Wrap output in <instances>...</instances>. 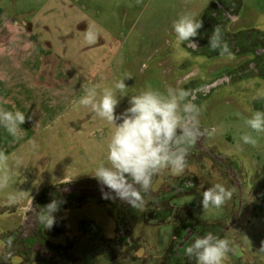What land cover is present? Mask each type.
Returning <instances> with one entry per match:
<instances>
[{
    "label": "rangeland",
    "instance_id": "obj_1",
    "mask_svg": "<svg viewBox=\"0 0 264 264\" xmlns=\"http://www.w3.org/2000/svg\"><path fill=\"white\" fill-rule=\"evenodd\" d=\"M228 1L0 0V108L19 109L26 116L19 140L0 127V151L9 157L11 177L8 186L0 188V264H7L3 256L9 251L6 241L19 229L29 204L39 193L59 184L96 180L90 173L106 161L114 125L78 103L85 88L94 84L101 89L114 88L116 81L131 76L125 80L127 95L149 86L189 90L190 86L209 84V92L202 94L197 89L193 94L201 107L200 127L222 146L230 147L250 188L264 192V133L257 136L256 146L240 139L249 131L246 118L252 111L261 110L256 104L264 101L257 98L258 93L264 95V79L246 71L247 63L242 59L245 55L252 58V52L238 53L229 46V53L224 55L219 49L211 50L208 37L212 31H206L204 25L215 5ZM238 1L239 18L230 24L228 35L251 34L253 40L257 34L264 36V0ZM185 12L203 22L195 38L202 44L197 50L180 43L172 29L173 20ZM89 28L96 33L92 43L85 39ZM225 78L228 80L221 85ZM116 95L119 114L128 107L129 97H120L118 91ZM200 176L204 189L224 183L219 177ZM201 198L202 194L180 202L195 203V213L206 221L217 219L224 207L234 206L232 197L220 208L203 209ZM63 218L64 225L73 226L81 219L104 223L106 219L108 231L112 229L110 219L100 211L74 209ZM257 223L260 228L264 226V209ZM136 227L141 235L154 238L155 230L147 223ZM160 227L155 240L147 244L155 259L151 257L146 264H162L160 254L169 242L171 225ZM245 231L241 229L242 237L237 245H231L239 257H227L224 264H259V259L248 252L255 244L249 235L243 236ZM66 238L61 241L66 242ZM260 248L257 246L256 251ZM85 259L86 264H98L99 260L91 253ZM18 263L12 258L11 264Z\"/></svg>",
    "mask_w": 264,
    "mask_h": 264
},
{
    "label": "flooded vegetation",
    "instance_id": "obj_2",
    "mask_svg": "<svg viewBox=\"0 0 264 264\" xmlns=\"http://www.w3.org/2000/svg\"><path fill=\"white\" fill-rule=\"evenodd\" d=\"M239 3L238 0H229L228 3L216 4L204 25L206 31H212L215 25H219L224 42L232 47V51L252 52V58L245 55L242 59L247 63L246 71L264 79V36L257 34L255 37L258 38L253 40L249 38L251 34L228 35L230 24L239 18ZM201 45L199 43V47ZM242 61L239 63L242 64ZM226 80L228 78L222 79L220 84H225ZM188 89L193 94L197 89L200 90L198 93L205 94L212 87L208 84L190 86ZM261 91L264 92V86ZM193 98L195 103L199 102L198 96L194 95ZM256 106L264 110V101H259ZM201 129L205 130L203 127ZM230 151L229 146H222L205 130V134L191 148L187 157L188 166L182 175L173 176L163 172L153 177L151 190L144 196L142 209H133L118 198H102L97 180L59 184L46 193L41 192L29 204L19 229L10 235L14 241L6 263L11 264L15 257L19 260L18 264H34L38 261L42 264H86L85 258L91 253L98 257V264H136L138 261L146 264L153 258L149 252L152 247L147 244L155 240L161 225H171L169 242L160 254L162 264H196L194 258L184 255L185 247L195 236L212 232L218 237L228 238L231 247L237 245L242 237L241 229L246 230L243 236L249 235L250 241L255 244V248H248L250 255L259 259V264L264 263V251H256V247L261 245V238H264V226L260 228L257 225L264 209V205H261L264 192L250 188L243 168H240ZM200 175L219 177V180H224L225 186L234 189V206L224 207L217 219H200L195 213V203L180 202L203 193L205 186ZM105 191L108 190L105 188ZM53 199L60 202L59 210L53 214L56 218L54 226L45 229L38 222L34 209L45 206ZM81 208L104 213L110 219L112 229L108 231L106 226L109 225L106 223H110L106 219H102L106 223L81 219L74 226L64 225L63 214ZM140 222L147 223L155 230L154 238L137 231L139 228L136 224ZM63 238H66V242L61 241ZM227 257L233 260L239 256L233 248Z\"/></svg>",
    "mask_w": 264,
    "mask_h": 264
},
{
    "label": "clouds",
    "instance_id": "obj_3",
    "mask_svg": "<svg viewBox=\"0 0 264 264\" xmlns=\"http://www.w3.org/2000/svg\"><path fill=\"white\" fill-rule=\"evenodd\" d=\"M202 27V20L189 12L180 14L172 22L177 40L193 50L199 48L195 38ZM85 39L89 43L94 42L96 33L91 28L86 29ZM208 46L213 51L219 49L220 55L229 53L219 25L214 26L208 37ZM131 78L127 76L116 81L114 88L101 89L98 84L87 87L78 103L90 107L99 118L114 125L107 144L106 161L90 173L100 185L102 198H118L133 209H142L153 177L163 172L182 175L188 166L187 157L191 148L205 134V130L200 127L201 107L194 102L192 90L172 86L159 90L149 86L137 94L127 95L125 80ZM117 91L120 97H129L128 107L119 114L116 112L120 102ZM257 98H264V95L258 93ZM25 122L26 116L19 109L0 108V127L15 140L22 138L21 125ZM245 123L249 131L243 132L240 139L244 144L256 146L257 136L264 133V110L252 111ZM8 161L9 157L0 151V188H6L11 178ZM233 194L234 189L217 182L203 190L200 203L203 209L220 208L232 199ZM59 204L53 199L45 206L34 209L38 222L45 229L54 226L56 218L53 214L59 210ZM13 241L14 237H8L6 246L9 251L3 254L4 259L11 256ZM230 244L228 238L208 232L195 236L185 247L184 255L194 258L196 264H224L232 250ZM260 250L264 251V241Z\"/></svg>",
    "mask_w": 264,
    "mask_h": 264
}]
</instances>
